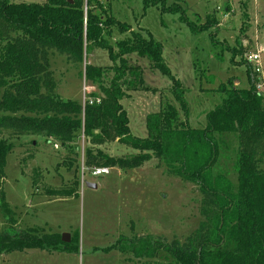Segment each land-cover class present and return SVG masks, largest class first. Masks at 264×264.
<instances>
[{"label":"trees","instance_id":"16d2710c","mask_svg":"<svg viewBox=\"0 0 264 264\" xmlns=\"http://www.w3.org/2000/svg\"><path fill=\"white\" fill-rule=\"evenodd\" d=\"M158 3L163 12H180L177 5L166 8L164 0H149L145 7ZM228 10V6L223 9ZM180 19L193 33L212 26L206 22L195 28L184 14ZM113 28L121 34L129 32L130 37L113 47L108 41ZM92 50L106 52L112 66L88 63ZM243 50L240 44L232 52L242 55ZM53 52L84 67V81L94 89L84 106L54 92L49 56ZM131 55L147 60L170 80L172 96L183 115L181 119L178 109L166 103L146 117L145 139L131 135L121 101L126 89L156 91L144 85L141 68L129 65L126 57ZM108 73H112L109 81ZM247 77L246 89L235 88L231 81L222 85L218 89L222 99L205 114V126L192 128L184 91L166 66L161 45L116 21L101 0H73L72 4L46 0L42 5L0 0V134L41 136L63 147L81 134L90 144L82 156L87 169L134 170L154 157L170 174L197 187L203 220L183 241L167 242L148 235L121 237L110 247L138 260L164 256L168 262L159 264H264V94L256 91L249 72ZM114 142L137 153L118 158L100 149ZM10 151L7 140L0 138V182ZM229 156L234 181L216 169ZM0 207L7 209L3 193ZM35 249L75 254L77 241L63 243L57 235L12 229L0 233V255Z\"/></svg>","mask_w":264,"mask_h":264},{"label":"rangeland","instance_id":"374dc122","mask_svg":"<svg viewBox=\"0 0 264 264\" xmlns=\"http://www.w3.org/2000/svg\"><path fill=\"white\" fill-rule=\"evenodd\" d=\"M9 1L39 5L46 2ZM147 1L101 0L108 15L145 38L150 35L161 45L163 60L184 91L188 124L201 129L205 126V114L222 99L218 92L222 85L231 81L235 88H248L247 72L252 81H257L251 76L245 55L253 52L255 46L264 47V0H164L166 8L179 6L178 13L163 12L161 3L145 7ZM225 6L229 8L226 13ZM181 14L195 28L206 22L212 26L193 33L180 19ZM128 37L129 32L121 34L113 28L108 41L114 47L117 41ZM240 44L243 54L234 56L232 49L238 50ZM49 56L54 92L63 100L82 104L94 92L84 81V67L72 65L55 52ZM126 59L132 67L141 68L144 85L156 91L125 90L121 105L127 113L131 135L145 139L146 117L158 113L166 103L177 108L183 119L172 96L170 80L153 70L145 59L136 55ZM261 62L264 81V54ZM88 63L103 68L112 66L102 50H92ZM111 76L108 73L107 81ZM0 138L11 146L0 182V195L3 193L7 204L6 211L0 207V233L12 229L60 238L68 234L69 243L77 241L75 254L24 250L0 255V264L167 263L164 256L138 260L110 247L121 237L148 235L167 242L183 241L203 220L197 187L170 174L159 159L153 157L138 169H110L107 175L92 177L82 158L90 144L81 134L65 147L41 136L16 137L3 131ZM100 149L118 158L137 153L115 142ZM232 161V157L223 158L216 169L219 167L234 181ZM261 167L264 169V159ZM86 183L97 188L89 189ZM106 249L110 251L103 252Z\"/></svg>","mask_w":264,"mask_h":264},{"label":"built area","instance_id":"2783aa9c","mask_svg":"<svg viewBox=\"0 0 264 264\" xmlns=\"http://www.w3.org/2000/svg\"><path fill=\"white\" fill-rule=\"evenodd\" d=\"M220 9V6H218ZM264 54V47L255 46V50L245 55V62L251 69V76L256 78L257 81H253L257 92L264 94V81L262 80V62L261 55ZM253 80V79H252ZM88 99V98H87ZM87 99H83L82 106L87 102ZM90 101L89 104H92ZM97 103L99 100L96 101ZM57 146H55L56 148ZM110 169L107 168H92L90 174L92 177H98L101 175L109 174Z\"/></svg>","mask_w":264,"mask_h":264},{"label":"water","instance_id":"95a60500","mask_svg":"<svg viewBox=\"0 0 264 264\" xmlns=\"http://www.w3.org/2000/svg\"><path fill=\"white\" fill-rule=\"evenodd\" d=\"M67 2L69 4H72L73 3V0H67ZM86 186L89 188V189H96L97 186L95 184H90V183H86ZM61 241L63 243H69V235L68 234H63L61 236Z\"/></svg>","mask_w":264,"mask_h":264},{"label":"crops","instance_id":"0c3cea01","mask_svg":"<svg viewBox=\"0 0 264 264\" xmlns=\"http://www.w3.org/2000/svg\"><path fill=\"white\" fill-rule=\"evenodd\" d=\"M220 6V5H219Z\"/></svg>","mask_w":264,"mask_h":264}]
</instances>
